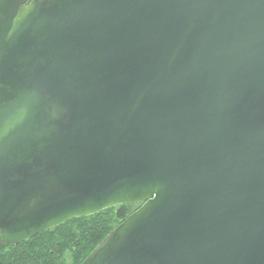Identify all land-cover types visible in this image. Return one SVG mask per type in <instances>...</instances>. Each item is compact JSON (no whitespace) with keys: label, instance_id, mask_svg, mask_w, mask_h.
I'll use <instances>...</instances> for the list:
<instances>
[{"label":"water","instance_id":"obj_1","mask_svg":"<svg viewBox=\"0 0 264 264\" xmlns=\"http://www.w3.org/2000/svg\"><path fill=\"white\" fill-rule=\"evenodd\" d=\"M123 204L81 264H264V0H0V247Z\"/></svg>","mask_w":264,"mask_h":264},{"label":"trees","instance_id":"obj_2","mask_svg":"<svg viewBox=\"0 0 264 264\" xmlns=\"http://www.w3.org/2000/svg\"><path fill=\"white\" fill-rule=\"evenodd\" d=\"M133 207H111L72 219L17 245L0 247V264H81Z\"/></svg>","mask_w":264,"mask_h":264},{"label":"rangeland","instance_id":"obj_3","mask_svg":"<svg viewBox=\"0 0 264 264\" xmlns=\"http://www.w3.org/2000/svg\"><path fill=\"white\" fill-rule=\"evenodd\" d=\"M133 208H134V210H135V209L137 208V205H134V207H133Z\"/></svg>","mask_w":264,"mask_h":264}]
</instances>
